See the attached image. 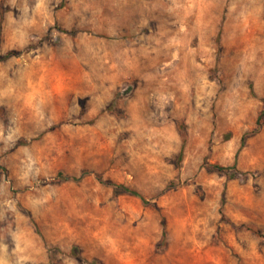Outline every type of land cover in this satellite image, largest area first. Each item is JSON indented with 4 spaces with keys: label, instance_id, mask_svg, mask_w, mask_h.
<instances>
[{
    "label": "clouds",
    "instance_id": "1",
    "mask_svg": "<svg viewBox=\"0 0 264 264\" xmlns=\"http://www.w3.org/2000/svg\"><path fill=\"white\" fill-rule=\"evenodd\" d=\"M0 264H264V0H0Z\"/></svg>",
    "mask_w": 264,
    "mask_h": 264
}]
</instances>
